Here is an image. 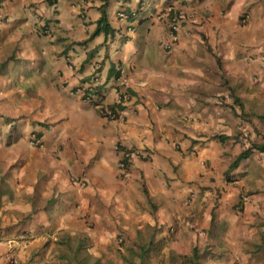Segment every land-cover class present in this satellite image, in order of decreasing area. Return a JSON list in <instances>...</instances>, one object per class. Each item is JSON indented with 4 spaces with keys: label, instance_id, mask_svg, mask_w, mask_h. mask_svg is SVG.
Returning a JSON list of instances; mask_svg holds the SVG:
<instances>
[{
    "label": "crops",
    "instance_id": "0c3cea01",
    "mask_svg": "<svg viewBox=\"0 0 264 264\" xmlns=\"http://www.w3.org/2000/svg\"><path fill=\"white\" fill-rule=\"evenodd\" d=\"M101 3L0 0V136L14 137L0 142L7 173H0V264H36L35 248L80 226L97 246L118 231L126 240L165 221L188 222L193 202L218 185L212 168L222 152L213 135L226 128L221 107H203L227 97V77L250 98L254 86L264 88V0H144L134 20L116 12L140 0H109L116 31L106 39L91 36ZM178 10L186 17L164 48ZM122 78L129 82L125 106L117 103ZM93 82L119 118L101 116L97 98L80 94ZM233 88L228 96L237 100ZM23 116L26 126L28 117L36 121L30 143L5 128ZM44 120L57 122L58 142ZM67 132L73 139L63 144ZM126 150L136 154L124 157ZM228 185L224 197L232 201L238 190ZM147 197L163 202L154 216L141 209Z\"/></svg>",
    "mask_w": 264,
    "mask_h": 264
},
{
    "label": "rangeland",
    "instance_id": "374dc122",
    "mask_svg": "<svg viewBox=\"0 0 264 264\" xmlns=\"http://www.w3.org/2000/svg\"><path fill=\"white\" fill-rule=\"evenodd\" d=\"M169 11L166 9L158 13L161 18L156 19L168 16L166 12ZM225 84L221 85V91H225L227 97H223L219 103L204 104L203 107L207 106V110H212L213 106L221 107L220 110L227 117L226 128L213 135L227 136L217 140L222 152L219 156L221 160L212 168L211 181H218V185L214 186L210 195L199 196L197 203L193 202L195 214L188 222L172 219L169 224L165 221L152 228L147 227L141 234L126 240L118 231L111 243H101L103 239H100L97 246L92 244L94 242L90 233L80 226L72 234H57L55 239L50 238L35 248L33 258L36 264L59 262L60 254H69L65 245L56 243V240L61 239L67 240L71 245L83 239L82 246L89 253L88 260L96 258L99 264H181V255L189 254L195 246L199 251H204L201 264H264V152L254 151L236 169L228 170L229 163L241 150L253 142L264 140V121L260 118V115H264V88L254 86L252 90L258 94L250 98L244 95L243 88L230 85L229 77ZM231 88L237 101L228 96L232 94ZM214 90L215 88H210L207 91L215 92ZM245 90L248 92L249 89ZM197 106L201 105L190 104L193 110H197ZM26 120L24 116L19 119L11 117L9 121L14 123L5 125V128L18 130L20 143H30L32 138L31 126L36 121L28 117L32 124L26 126ZM47 124L52 127L50 140L58 142L57 122L48 120ZM9 133L0 136V142H7L9 138L13 141L14 137ZM70 139L72 142L73 137L67 132L61 137V142L68 143ZM2 171L3 177L7 175L4 167L0 173ZM68 180L81 189L84 187L72 174L68 176ZM228 184L238 190L232 201L230 197H224V188H228ZM1 186L4 188V183ZM190 201L192 200L188 199L183 202L188 206ZM146 203L147 206L141 209L154 216L163 202L147 197ZM95 225L88 223L86 227L93 228L91 232L99 237L100 230L94 229Z\"/></svg>",
    "mask_w": 264,
    "mask_h": 264
},
{
    "label": "trees",
    "instance_id": "16d2710c",
    "mask_svg": "<svg viewBox=\"0 0 264 264\" xmlns=\"http://www.w3.org/2000/svg\"><path fill=\"white\" fill-rule=\"evenodd\" d=\"M49 4L55 3L56 0H46ZM101 4L98 7L100 10V16L96 21V27L92 32L91 36H96L99 34H103L104 38H112L115 34V29L110 25L108 21L107 8L109 4V0H101ZM144 0H140L137 8L131 10H123L126 15V19L134 20L137 18V13L140 12L141 5ZM237 101V100H236ZM113 109V108H112ZM260 118L264 121V115H260ZM220 140L225 139L227 136L218 135ZM254 151L256 152H264V140L259 142H253L250 146L241 150L229 163L228 170L235 169L238 167L241 161L248 158ZM83 239H79L74 245H71L67 240H56L57 244H63L67 247L69 254H60L58 256L59 262H44L43 264H99L98 259H94L93 261L89 259V253L86 252L83 245ZM82 253H81V252ZM142 252H144V248H142ZM202 253L204 251H199V249L195 246L192 248L191 252L186 255H181V259H183L181 264H201ZM141 255V254H140Z\"/></svg>",
    "mask_w": 264,
    "mask_h": 264
},
{
    "label": "built area",
    "instance_id": "2783aa9c",
    "mask_svg": "<svg viewBox=\"0 0 264 264\" xmlns=\"http://www.w3.org/2000/svg\"><path fill=\"white\" fill-rule=\"evenodd\" d=\"M171 11V10H170ZM116 15L119 18L126 19L125 12L123 10H117ZM185 13L181 10L176 11L175 18L168 24V36L162 40L164 48H170L175 40V31L182 20L185 19ZM157 18H161V14H158ZM117 92V103L121 106H125L126 103L130 100V92H129V82L125 78L119 80L116 84ZM80 94L87 100H92V96L96 97V107L98 112L101 116H104L109 119H117L120 117L119 111H116L109 107L107 104L100 101L101 94L96 89V82L88 85L87 90L86 88H78ZM93 92V93H89ZM37 139H34V143H37ZM136 154L135 151H128L124 152V157H130L132 154ZM119 168H124V162H120Z\"/></svg>",
    "mask_w": 264,
    "mask_h": 264
}]
</instances>
